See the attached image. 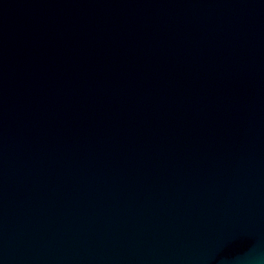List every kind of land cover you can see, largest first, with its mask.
Wrapping results in <instances>:
<instances>
[{
  "label": "water",
  "instance_id": "obj_1",
  "mask_svg": "<svg viewBox=\"0 0 264 264\" xmlns=\"http://www.w3.org/2000/svg\"><path fill=\"white\" fill-rule=\"evenodd\" d=\"M0 264H264V0H0Z\"/></svg>",
  "mask_w": 264,
  "mask_h": 264
}]
</instances>
